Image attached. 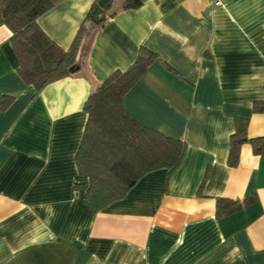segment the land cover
<instances>
[{
  "label": "crops",
  "instance_id": "1",
  "mask_svg": "<svg viewBox=\"0 0 264 264\" xmlns=\"http://www.w3.org/2000/svg\"><path fill=\"white\" fill-rule=\"evenodd\" d=\"M93 4L107 19L82 40L78 69L40 91L21 77L0 25V264H264V156L228 164L236 118L264 136V0H58L37 22L68 48ZM140 47L157 58L124 96L140 124L186 143L181 164L144 174L91 212L76 154L84 103ZM255 201L218 217V198Z\"/></svg>",
  "mask_w": 264,
  "mask_h": 264
},
{
  "label": "trees",
  "instance_id": "2",
  "mask_svg": "<svg viewBox=\"0 0 264 264\" xmlns=\"http://www.w3.org/2000/svg\"><path fill=\"white\" fill-rule=\"evenodd\" d=\"M58 0H0V25L12 30L11 42L23 80L38 92L48 83L71 74L77 65L82 40L89 30L107 19L109 6L93 4L82 21L71 45L64 49L50 39L38 25V18ZM142 0H123L122 9H135ZM157 55L140 47L134 62L124 71L112 72L84 103L87 122L76 154L79 173L87 176L89 187L82 197L87 208L97 213L126 196L146 173L165 168L173 172L182 162L186 143L179 137L146 127L125 109L124 96L141 79ZM13 96H0V107ZM255 112L264 113V101H256ZM248 119L236 118L230 137L228 164L239 162L241 146L250 143L253 152L264 156V136H247ZM254 197L232 200L218 198L216 215L226 216L242 210Z\"/></svg>",
  "mask_w": 264,
  "mask_h": 264
},
{
  "label": "built area",
  "instance_id": "3",
  "mask_svg": "<svg viewBox=\"0 0 264 264\" xmlns=\"http://www.w3.org/2000/svg\"><path fill=\"white\" fill-rule=\"evenodd\" d=\"M214 5L220 6L222 4V0H213Z\"/></svg>",
  "mask_w": 264,
  "mask_h": 264
},
{
  "label": "water",
  "instance_id": "4",
  "mask_svg": "<svg viewBox=\"0 0 264 264\" xmlns=\"http://www.w3.org/2000/svg\"><path fill=\"white\" fill-rule=\"evenodd\" d=\"M75 69H78V65H74L73 67H70V72L73 73Z\"/></svg>",
  "mask_w": 264,
  "mask_h": 264
}]
</instances>
